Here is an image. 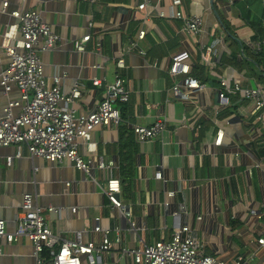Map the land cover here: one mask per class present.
Instances as JSON below:
<instances>
[{
  "label": "crops",
  "instance_id": "crops-1",
  "mask_svg": "<svg viewBox=\"0 0 264 264\" xmlns=\"http://www.w3.org/2000/svg\"><path fill=\"white\" fill-rule=\"evenodd\" d=\"M142 1L0 0V73L11 62L4 46L21 40L20 21L11 12L37 9L62 37L57 48L41 53L49 83L58 74L63 94L69 95L76 83L81 87L82 96L71 108L77 113L94 109L118 75L130 90L129 101L117 104L121 124L96 128L81 143L83 156L95 162L91 176L70 161L51 162L26 148L18 157L14 145L0 146V219L15 233L21 204L30 193L61 242L81 232L84 242L99 245L104 231H96V225L109 230L113 247L102 254L105 264H139L128 251L171 240L185 225L195 231L207 255L226 264L240 256L264 264L258 243L264 234V116L259 121L244 115L241 106L250 110L253 102L239 94L228 92L227 103L219 95L221 78L232 84L243 76L244 86L252 87V81L264 86L250 75L244 54V47L254 52L255 41L264 43V0H183L187 14L204 19V32L195 36L180 32V20L158 15L170 13L171 0H150L140 10ZM88 34L86 51L79 52L75 42ZM216 37L224 45L208 64L204 47ZM123 49L126 66L118 68ZM182 51L191 53L192 75L204 84L189 90V103L172 91L175 80L168 71L171 57ZM95 77L101 85H93ZM9 102H21L20 90L12 85L6 93L0 83V112ZM20 110L14 107V115ZM158 119L165 121V130L138 141L133 125L151 126ZM219 130L224 134L217 144ZM100 160L113 164L101 169ZM158 171L163 178L156 177ZM113 178L120 179L125 209L114 206L103 189ZM82 261L89 264V257L83 255ZM0 264H37L32 240L0 237Z\"/></svg>",
  "mask_w": 264,
  "mask_h": 264
},
{
  "label": "built area",
  "instance_id": "built-area-1",
  "mask_svg": "<svg viewBox=\"0 0 264 264\" xmlns=\"http://www.w3.org/2000/svg\"><path fill=\"white\" fill-rule=\"evenodd\" d=\"M229 1L233 4L236 0ZM150 4V0H143L138 8L146 10ZM7 6L8 2H5L3 10H6ZM11 15L20 21L21 40L20 44L9 43L4 46L6 53L11 57V62L8 68L0 73V83L6 93L11 90L12 85H16L21 93V102H9L0 112V146L14 145L18 157L26 148L31 155L51 162L70 161L77 169L91 176L95 162L83 156L80 151L81 143L96 128L118 127L121 124L122 117L117 104L128 102L130 99V90L125 85V79L118 75L115 81L108 85L103 101L87 113H77L69 105L81 98L80 85L76 83L69 95L63 94L61 76L53 75L50 84L41 58L42 52L57 48L62 37L43 21L37 9L13 11ZM158 15L180 20L182 22L180 32L185 35L195 36L204 32L203 17L199 14H187L183 0H171L170 13L167 15L159 11ZM144 35L145 31H140L139 37L143 38ZM91 38L92 35L88 34L77 40L76 49L85 52L86 44ZM262 44L261 40L255 41L251 47L257 52L262 49ZM223 45V38L213 39L204 47V61L210 64L219 55ZM97 46L99 49L100 44ZM126 52V49H123L116 59L118 68L126 66ZM191 58L189 51L179 52L171 57L168 69L175 80L172 91L178 93L184 103L191 102L189 90L204 88L202 81L192 75ZM179 76H184L181 82L177 81ZM242 78L243 76L232 84L226 78H221L220 99L222 103H227V93L231 91L239 94L242 99L252 101L253 106L250 110L246 106H241L242 112L244 115L251 113L260 121L264 116V86L257 88L244 86ZM101 84L100 78L93 79V85ZM16 106L21 107L18 115L13 113V108ZM165 128L163 119H158L151 126L133 125V131L140 142L155 138ZM223 134V130H219L217 144L222 142ZM11 161L12 157H9L8 165H11ZM111 164L100 160L98 167L106 169ZM156 177L163 178L162 172L158 171ZM103 189L114 206L125 209L119 198L120 179H110ZM54 210L57 211L55 207H49V211ZM76 211L77 208L73 207L72 212ZM44 212L42 207L34 203L33 195L26 194L18 215L17 230L15 233H9L6 221L0 219V237H5L10 242L21 236L31 239L35 247L37 264H83V255L89 257V264H105L102 254L113 247L109 230H104L99 224L96 225V231H104L103 242L99 245L92 241L84 242L81 232L77 233L74 240L61 242L60 237L53 233L47 223ZM118 240L120 241V238ZM258 243L264 249V234L259 237ZM45 251L49 252V257L46 256ZM128 252L133 253L135 262L139 264H226L204 253L195 231L188 225L175 230L171 240H160L142 249ZM233 264H251V262L248 258L240 256Z\"/></svg>",
  "mask_w": 264,
  "mask_h": 264
},
{
  "label": "trees",
  "instance_id": "trees-1",
  "mask_svg": "<svg viewBox=\"0 0 264 264\" xmlns=\"http://www.w3.org/2000/svg\"><path fill=\"white\" fill-rule=\"evenodd\" d=\"M224 27L227 28V26L224 24ZM228 29V28H227ZM228 38H232L230 35H228ZM254 51V50H253ZM244 54H245V61L248 65V68L250 70V75L254 78L259 79L264 83V43L262 45V49L260 51H250L248 47H244ZM236 67L241 70V64L236 63ZM126 159L130 160V157H126ZM131 161H129L130 164ZM47 257H49V252H44Z\"/></svg>",
  "mask_w": 264,
  "mask_h": 264
},
{
  "label": "water",
  "instance_id": "water-1",
  "mask_svg": "<svg viewBox=\"0 0 264 264\" xmlns=\"http://www.w3.org/2000/svg\"><path fill=\"white\" fill-rule=\"evenodd\" d=\"M252 88H257V85L255 84L254 81H252Z\"/></svg>",
  "mask_w": 264,
  "mask_h": 264
}]
</instances>
